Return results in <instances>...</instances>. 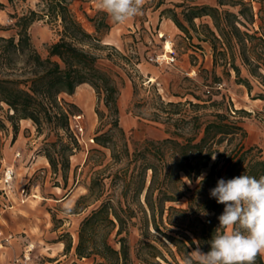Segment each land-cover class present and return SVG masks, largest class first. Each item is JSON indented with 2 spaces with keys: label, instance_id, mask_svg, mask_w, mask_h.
I'll return each mask as SVG.
<instances>
[{
  "label": "trees",
  "instance_id": "1",
  "mask_svg": "<svg viewBox=\"0 0 264 264\" xmlns=\"http://www.w3.org/2000/svg\"><path fill=\"white\" fill-rule=\"evenodd\" d=\"M15 1L25 0H7L9 4ZM73 1L40 0L41 13L29 9L11 14L14 21L8 28L14 29L15 35L0 34V109L8 107L6 119L15 135L22 119L33 121L40 134L48 126L55 130V139L49 140L50 133L46 134L43 155L65 184L70 157L80 144L70 128V117L76 113L68 107L73 105L59 96L72 95L85 83L97 95L95 111L100 124L94 143L99 147L91 148L87 158L92 170L87 192L69 213L92 209L81 221L75 246L69 232L67 240L60 239L65 252L74 247L79 259H92L93 264H155L158 258L167 259L150 239L152 229L175 247L182 260L196 248L197 241L201 250L209 251L207 241L224 209L210 197V190L220 178L264 176L262 150L245 144L248 133L237 116L246 111L233 109L231 100L219 89L220 77L212 72L209 90L188 93L196 101H164L156 94L160 105L156 116L165 123L168 136L145 139L131 147L120 122V86L100 64V50L110 47L102 44L103 33L111 29L110 18L100 10L95 15L84 11L95 28L91 33L73 10ZM166 3L157 0L156 6ZM228 3L178 0L172 2L173 7L162 9L161 15L187 37H193L192 29L200 41L210 42L213 64H223L228 75L234 71L236 81L251 92L253 85L249 77L242 76L241 66L264 85V0L259 1L257 30L249 28L255 22L249 2L233 0L231 5L239 8L236 12L224 8ZM5 7L0 0V9ZM203 17L210 21L195 22ZM42 18L55 26L59 35L48 46L46 56L37 50L30 33L33 22ZM5 29L0 24V30ZM111 48L115 55L107 53L106 59L129 62L116 47ZM259 97L264 99L263 94ZM0 126H5L1 118ZM179 202L183 205L175 204ZM135 228L141 238L132 244ZM256 264H264V258L257 257Z\"/></svg>",
  "mask_w": 264,
  "mask_h": 264
},
{
  "label": "rangeland",
  "instance_id": "2",
  "mask_svg": "<svg viewBox=\"0 0 264 264\" xmlns=\"http://www.w3.org/2000/svg\"><path fill=\"white\" fill-rule=\"evenodd\" d=\"M1 1L6 7L0 9V24L6 29L0 30V34L5 36L15 35V30L8 28L14 21L11 14H22L29 9L42 12L40 0L15 1L13 4H9L7 0ZM176 1L178 0H166L167 3L158 8L157 0H145L141 15L125 24L114 23L110 19L111 29L102 35V44L110 47L100 50L103 57L100 64L114 75L120 86V122L129 137L131 147L145 139H162L168 136L165 123L156 116L160 107L156 94H160L164 101H185L187 98L196 101L188 93L193 90L197 93L209 90L211 87L208 84L214 72L220 77L217 83L220 85L219 89L231 100L233 109L246 111L237 113L248 133L245 144L258 147L264 155V99L259 97L260 94L264 95V85L241 66L242 76L249 77L253 85L249 92L245 85L236 81L234 71L228 75L223 64H213L210 42L200 41L192 29L193 37H187L171 19L161 15L162 9L173 7L172 2ZM198 1L217 4V0ZM228 1L224 8L238 11V7L231 5L233 0ZM244 1L252 5L255 14V22L249 24V28L257 30L260 0ZM72 8L85 28L94 33L95 28L84 15V11L90 15L97 14L99 10L94 0H74ZM201 21L209 22L210 19L203 17L195 20L197 24ZM30 33L35 47L43 56L47 55L48 46L59 37L56 27L46 18L35 20L30 27ZM167 40L172 43L175 61L157 62V57L164 52ZM111 47H116L127 56L129 62L117 59L114 63L106 59L107 53L115 55V50ZM59 100L73 105H66L72 114L83 113L85 116L86 143L80 144L70 157L66 184L61 173L48 174L45 168V165L50 166L43 155L46 134L50 133L49 140L55 139V130H50L48 126L40 134L33 121L22 119L17 122L18 132L15 135L12 123L6 119L8 107L3 105L0 109V118L5 123L4 127L0 126V230L3 232L0 235V242L3 241V246L0 247V264L24 263L23 253L29 244L33 248L26 263L45 262L49 260L51 253H57L56 241L68 239V232L75 245L81 221L92 209L91 206L79 213H69L76 200L87 192L92 175L87 158L91 148L99 147L89 141V138L95 137L100 124L95 111L97 95L92 86L85 83L78 86L72 95L61 94ZM100 108H104L102 104ZM17 153L20 155L17 156ZM7 166L14 168V176L9 186L1 182ZM58 185L60 189L56 188ZM23 187L26 188L24 193L21 191ZM175 204L182 206L183 202ZM5 237H8L7 241L4 240ZM140 238L139 229H132V244ZM150 239L167 259L158 258L155 264H182L183 260L175 253V247L153 229ZM71 251L72 254L67 253L66 257L63 256L64 253L58 255V264H93L92 259H79L75 250Z\"/></svg>",
  "mask_w": 264,
  "mask_h": 264
},
{
  "label": "clouds",
  "instance_id": "3",
  "mask_svg": "<svg viewBox=\"0 0 264 264\" xmlns=\"http://www.w3.org/2000/svg\"><path fill=\"white\" fill-rule=\"evenodd\" d=\"M94 2L98 10L118 24L141 15L145 4V0ZM203 179L201 176L200 180ZM210 197L224 205L217 217L219 225L207 241L210 250H201L197 241L196 248L183 257L182 264H256L257 257H264V176L242 174L228 180L220 178L210 190Z\"/></svg>",
  "mask_w": 264,
  "mask_h": 264
},
{
  "label": "built area",
  "instance_id": "4",
  "mask_svg": "<svg viewBox=\"0 0 264 264\" xmlns=\"http://www.w3.org/2000/svg\"><path fill=\"white\" fill-rule=\"evenodd\" d=\"M167 41H165V46H166ZM165 46H164V52L157 57L156 61L160 63L161 62L172 63L175 61V51L173 50L172 43H171V47L169 51L165 48ZM84 120H85V116L83 113H76L70 117V128L73 134L75 135V137L77 138L79 144H82L83 142L86 143ZM89 141L91 143H94V137L89 138ZM16 155L18 156L20 155V153H17ZM13 176H14V168L12 166H7L1 177V182L4 185L9 186L13 179ZM21 191L22 193H24L26 191V188L23 187ZM2 233L3 232L0 230V235ZM4 240L7 241L8 237H5ZM2 246H3V241L0 242V247ZM32 248L33 247L31 244H29L26 247L25 252L23 253V257H22L23 261L26 262L30 259V253L32 251Z\"/></svg>",
  "mask_w": 264,
  "mask_h": 264
},
{
  "label": "crops",
  "instance_id": "5",
  "mask_svg": "<svg viewBox=\"0 0 264 264\" xmlns=\"http://www.w3.org/2000/svg\"><path fill=\"white\" fill-rule=\"evenodd\" d=\"M82 85V84H81ZM25 120H27V119H25ZM28 121V120H27ZM45 168H46V170H47V173L48 174H50L52 171H51V168H50V166H47V165H45ZM56 188H58V189H60V187L59 186H56ZM56 245V248H57V253L54 255L53 253H51V255H50V257H48V259L49 260H46L45 262H33V263H31V264H58V262L60 261V259H58V258H56L58 255H61V253H64L63 254V256H67L68 254L65 252V250H64V248H65V244H64V242L63 241H61V240H58V241H56V243H55ZM75 245H76V243H75ZM74 245V246H75ZM72 249H74V247L72 248ZM68 253H71L72 254V251L71 252H68ZM50 254V253H49ZM27 262V261H26ZM26 262H24V263H20V264H30V263H26ZM59 264H61V263H59Z\"/></svg>",
  "mask_w": 264,
  "mask_h": 264
},
{
  "label": "bare ground",
  "instance_id": "6",
  "mask_svg": "<svg viewBox=\"0 0 264 264\" xmlns=\"http://www.w3.org/2000/svg\"><path fill=\"white\" fill-rule=\"evenodd\" d=\"M170 47H171V43H170V41L168 40V41L166 42V46H165V48L169 51ZM151 80L153 81L154 78H151ZM23 120H24V119H23ZM26 121H27V120H26Z\"/></svg>",
  "mask_w": 264,
  "mask_h": 264
}]
</instances>
